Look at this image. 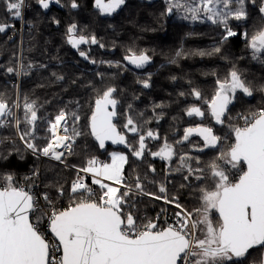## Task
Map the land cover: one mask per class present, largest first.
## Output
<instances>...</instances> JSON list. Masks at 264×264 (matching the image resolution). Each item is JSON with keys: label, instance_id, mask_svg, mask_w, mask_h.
Here are the masks:
<instances>
[{"label": "trees", "instance_id": "obj_1", "mask_svg": "<svg viewBox=\"0 0 264 264\" xmlns=\"http://www.w3.org/2000/svg\"><path fill=\"white\" fill-rule=\"evenodd\" d=\"M72 2L73 0H60L59 4L52 3L58 5V9L47 10L37 0H26L27 6L23 12L25 44L22 48L21 74L17 84L16 37L20 35L12 34L9 29L14 16L6 11L4 0H0V24L7 25L6 30L0 32V101L7 104L12 115L9 124L6 125L4 120L1 124L0 178L10 174L17 186L20 181L28 184L34 180L39 181V204L44 213L52 210L43 198L45 194L57 210L68 208L76 198L71 193V184L77 175L75 169L85 167L92 157L102 162L109 159V152L113 149L108 147L101 153L89 131V119L95 101L108 88L115 89L112 94V98L118 102L115 125L127 136V145L138 148L140 135L145 136L146 149H150V152L159 150L165 143L172 145L176 154L171 167L174 165L182 170L187 167H181V156L190 158L188 164L192 168H209L213 161L219 164L221 160L217 158L235 142L233 126L243 127V117L264 108V91L260 90L264 87V53L258 54L259 58L254 59L252 49L248 46L251 37L264 30V20L259 12L264 0H258L256 7H250L246 1L250 10L249 16L242 20L233 19L232 30L237 35L227 41H223L225 31L222 26L209 22H196L191 26L185 22L192 20L191 13L182 8H173L169 13L168 0L155 1L143 8L130 7L127 13L135 14L134 17L127 16L125 8L121 15L114 18L99 17L92 10V0H75L77 8L71 7ZM178 16L182 18L179 19ZM185 16L189 18L185 19ZM73 24L76 25L77 35L88 38V43L83 45H90L89 52L82 49L88 60L80 55L79 49L73 51L67 43L68 28ZM133 36L137 42L144 38L138 45L146 46L147 55L154 62V67H158L148 81V87L136 82L135 76L124 68L126 62L123 56L129 55V45H132V52H136L134 47L137 44L133 45ZM92 37H95L97 43H91ZM216 47L220 48V52L214 51ZM199 52L206 54L201 56ZM113 61L118 62L116 67L112 65ZM8 68L13 71L8 72ZM233 69L252 88L253 95L236 92L222 117L224 125H218L209 119L206 122L197 121L189 116L187 109L195 106L201 108L206 118L211 117L204 99H211L217 87L216 80H225ZM17 86L21 106L28 101L35 102V106L47 112L50 119L64 111L68 128L78 129L80 135L73 137L74 143L61 165L36 158L16 139L13 124L18 113L16 116L13 107L17 99ZM193 89L199 90L203 99L198 100L192 95ZM129 116L138 128V132L133 135L124 128ZM22 117V114L19 115L20 122ZM39 123L40 118L34 127L35 131L38 129L39 141L32 137L31 139L42 148L50 136L47 134L45 139L40 140V135L44 133ZM197 123L213 128L214 135L221 138L217 147L203 150L190 146L196 138L184 140L185 130ZM22 125L23 122L20 124V132L26 129H22ZM149 130L158 138L149 139ZM69 134L72 135V132ZM224 134L225 140L222 137ZM129 140H133V143ZM224 142L226 147H222ZM115 150L127 154L120 191L124 192L122 188L137 191L135 196L132 194L126 198L128 203L125 211H131L138 218V224L147 223L170 208L144 196H161L159 189L161 186L165 187L166 180L170 201L176 198V202L189 212L201 206L200 190L202 187L211 186L208 175L196 183H191L192 180L184 179L185 172L173 174L170 169H166V165L155 163L150 155L146 154L142 160H138L128 151ZM137 178L143 187V196L135 187ZM2 184L3 179H0V185ZM87 185L95 189L94 198L98 199L101 190L98 185L92 184L89 176ZM60 189H63L62 195ZM171 204L175 206V203ZM262 254L264 249L253 251L252 255L246 257L245 264H259Z\"/></svg>", "mask_w": 264, "mask_h": 264}, {"label": "snow or ice", "instance_id": "obj_2", "mask_svg": "<svg viewBox=\"0 0 264 264\" xmlns=\"http://www.w3.org/2000/svg\"><path fill=\"white\" fill-rule=\"evenodd\" d=\"M37 2L43 9H48L50 3L59 4L60 0ZM124 3L125 0H107V3L105 0H95L96 7L109 15ZM168 3L169 13L173 8H182L191 13L192 20H197L203 15L213 24L223 25V41L237 35L229 27V18H247L245 0H185L183 4L180 0H168ZM4 4L10 14L16 18L21 17L24 0H4ZM71 7H78L75 0ZM259 10L264 13V5H261ZM187 18L189 17L185 16V19ZM6 27L7 25L0 24V32H4ZM75 32L76 25L73 24L68 28L69 44L78 48L79 45L88 43V38L82 35L77 38ZM91 43H97L95 37L91 38ZM248 46L252 49L253 58L258 59V54L264 53V30L253 35ZM129 51L131 54L125 56V59L136 67H142L150 60L144 52L137 55ZM214 51L218 53L220 48L216 47ZM198 54L203 56L206 53ZM80 55L85 56V53L81 52ZM7 71L12 72L13 69L8 68ZM216 85L211 99H204V103L216 123L222 124V117L237 90L247 96H252L253 90L235 69L225 80L217 79ZM144 86H149L147 81ZM260 90L264 91V87ZM114 91V88H108L96 99L90 117L91 135L99 142L100 148L105 147V141L127 144L125 135L118 131L113 123L118 103L112 98ZM192 95L198 100L203 99L199 90L193 89ZM24 108L25 122L32 128L23 132L20 138L35 139L33 133L38 117L34 102H26ZM10 114L7 104L0 101V117ZM187 114L204 116L201 108L195 106L187 109ZM243 119V127L232 128L235 142L217 158L236 170L235 179L216 161L211 162L209 169L214 186L211 189L201 188L199 208L189 212L176 202V198L169 201L167 196L163 197L167 203H175L180 209L175 213L174 224H168L166 227H159L154 220L138 224V218L131 211H125V205L128 203L126 198L131 188L121 193L120 188L104 182L122 184L127 156L121 153H111V163H102L92 157L85 167L79 169L80 172L91 174L92 184L99 185L101 194L98 199L94 198L95 193L78 174L71 184V193L76 198L68 208L57 210L47 194L44 195V200L52 209L50 214L39 208L38 201L29 190L15 184L12 175L0 178L3 179V184L0 185V264H225V261L245 264L246 257L252 255L253 251L264 249V108ZM19 124L20 121L17 120L18 130ZM65 124L66 113L61 111L54 121L49 123L50 137L47 144L40 148L29 139L25 140L27 147L34 154L40 153L61 160L64 153L57 149L71 150V144L67 141L80 135L75 129L72 135H68ZM124 128L132 133L138 132L130 116ZM59 130L64 134L58 135ZM193 133L203 138L205 147H215L221 140L213 134L211 127L203 126L186 129L184 140H188ZM147 136L158 138L151 130ZM129 147L131 148L130 145ZM145 149V136L140 135L138 148L131 149L132 155L139 158ZM152 155L170 160L174 152L172 146L165 143ZM189 159L180 157L181 167H187L189 175L203 172V169H193L188 164ZM196 178L201 179L200 176ZM184 179L187 180L188 176ZM135 187L143 193L139 178ZM159 191L165 193L166 188L161 186ZM60 192L62 195L63 189H60ZM213 212L218 213L215 222L212 219ZM36 213L40 214L32 220L31 216ZM45 216L48 230L53 236L52 242L47 240L41 231V221ZM56 253L60 255L57 256ZM259 264H264V254Z\"/></svg>", "mask_w": 264, "mask_h": 264}, {"label": "rangeland", "instance_id": "obj_3", "mask_svg": "<svg viewBox=\"0 0 264 264\" xmlns=\"http://www.w3.org/2000/svg\"><path fill=\"white\" fill-rule=\"evenodd\" d=\"M183 0H180V2H182ZM185 1V0H184ZM246 1H247V3H249L250 4V7H256L258 4H256L257 2H258V0H256V2H253V0L252 1H250V0H245V4H244V8H245V11H246V13H247V17L249 16V12L248 11H250L249 10V6L248 5H246ZM197 2H198V0H197ZM26 4V0H24V6H23V8L21 9V13H22V11L24 12V10H25V6H27V5H25ZM6 8V7H5ZM6 11H7V9H6ZM8 12V11H7ZM16 17H13L12 18V21L15 19ZM177 18H179V16L177 17ZM182 17L180 16V18L179 19H181ZM11 21V22H12ZM187 24H190L191 26H193L194 24H196V22H199V24H201V23H203V22H209V23H212L211 21H208L205 17H203V15H201V17L199 18V19H197V20H187V21H185ZM23 25H24V28H23V32H22V34L20 35V36H17L16 37V39H17V43H18V64H17V84L19 83V76H20V74H21V56H22V48H23V45L25 44V36H24V32H25V23H23ZM217 26H222V28L224 29V27H223V25H219V24H217ZM233 18H230L229 19V27L231 28V29H233ZM111 28V27H110ZM15 39V40H16ZM85 59H87L88 60V58H87V56L85 57V56H83ZM237 91H239V90H237ZM16 97H17V99H16V101H15V104H14V107H13V109L15 110V112H16V116H17V113H18V117H16V120H15V122H14V124H13V127H14V129H15V131H16V139L18 140V142L25 148V150L26 151H28L31 155H33V156H35L36 158H41V159H44V160H47V161H49V162H51V163H53V164H56V165H61L62 164V160H63V158H64V156L68 153V152H70V150H68V149H66V151L64 152V155L61 157V160H56V159H54V158H52L51 156H44V155H42V154H40V153H36V154H34L33 153V151L31 150V149H29L28 147H27V144H26V142H25V140H29V139H31V137H26L25 138V140H21V138H20V136H21V134H23V132H25V131H28V130H31V127H30V125H29V128H28V124L25 122V108H24V105H25V103L21 106L20 104H19V95H18V86H17V95H16ZM27 103H32L31 101H28ZM36 103L34 102V105H35ZM35 110H36V112H37V114H38V118H40V123H39V125H41V128H42V131H43V135H40L41 136V139L40 140H42V139H45L46 138V136H47V134L50 136V133H49V131H48V128H49V123L50 122H52V121H54V119H55V117L60 113V112H58L57 114H55V116H54V118L53 119H50L49 118V116H48V113L47 112H45V111H43V110H41V108L40 107H36L35 106ZM23 115V117H22V122H23V125L22 126H24L22 129H25L24 131H19L18 129H17V126H16V121L17 120H19V115ZM11 114L10 115H6L5 116V118H4V122H5V124L7 125V124H9L10 123V120H11ZM22 122H20V124L22 123ZM20 124H19V128H20ZM65 126L68 128V126H67V117H66V124H65ZM73 129H75L76 131H78V129H76V128H74V127H69L68 128V135H70L69 133L70 132H72L73 133ZM21 130V129H20ZM38 130V129H37ZM37 130L35 131L34 130V137H35V139H33V140H38L39 141V135L37 134L38 132H37ZM19 133H18V132ZM79 132V131H78ZM64 133H63V131L62 130H59L58 131V135H63ZM32 140V139H31ZM67 143H69V144H71V146H72V144L74 143V141H73V139L72 140H69V141H67ZM222 147H226V143L224 142L223 143V145H222ZM113 152H117V153H121V154H124V155H126L127 156V154H126V152H123V151H120V150H115V149H113V150H111L110 152H109V155H108V157H109V159H107V160H105V162H102V161H100V162H102V163H111V153H113ZM220 165H221V167L222 168H224L225 170H228L229 171V174L232 176L235 172H236V170L235 169H231V166L230 165H228L227 163H225L223 160H221L220 161V163H219ZM172 167H174V168H176L174 165H172ZM197 168H199V169H203V172H194L192 175H189V173H188V170H187V168L186 169H184V170H182V169H178V168H176V170H174V169H170L171 171L170 172H173V174H176V173H178V172H185L186 173V176H188V180H192L191 181V183H196V182H198V181H200V180H202L203 178H206V175H208V179L211 181V186L209 187V188H206V189H211L213 186H214V181H213V179H212V176H211V172H210V169L208 168V167H194L193 169H197ZM76 170V172H77V175H76V178H75V180L77 179V176H78V174H79V176H82V177H84V176H86L83 172H80L79 171V169H75ZM89 175H91V174H89ZM172 175V174H171ZM197 176H200L201 177V179H197L196 177ZM233 178H234V176H232ZM105 183H108L110 186H113V187H117V188H120V187H122V185L121 184H115L114 182H112V181H104ZM168 181L166 180V182L164 183V185H165V188H166V192L165 193H161V196H159V197H161V199H156L155 197H150L149 195H144L147 199H149V200H156V202H160L163 206L164 205H166V204H169V205H171V206H173L171 203H167L164 199H163V197L164 196H167V199L169 200V195H168V193H167V189H168ZM99 186V185H98ZM202 188H205V187H202ZM122 190L123 191H127L128 190V188H122ZM134 195V194H137V191L136 190H132L131 189V192H130V194L129 195ZM139 194H141V193H139ZM142 196H143V194H141ZM135 196V195H134ZM170 201V200H169ZM218 218V213H215V212H213V215H212V219H213V221L215 222V220ZM228 262H230V261H225V263H228Z\"/></svg>", "mask_w": 264, "mask_h": 264}, {"label": "flooded vegetation", "instance_id": "obj_4", "mask_svg": "<svg viewBox=\"0 0 264 264\" xmlns=\"http://www.w3.org/2000/svg\"><path fill=\"white\" fill-rule=\"evenodd\" d=\"M161 2V1H164V0H125V3H124V5H122L119 9H117L114 13H112V14H106V13H103V12H101L97 7H96V4H95V0H92V5H93V9L92 10H94V11H96L97 12V14H98V16L99 17H102V18H114V17H116V15H121L122 14V12H123V10L126 8V13L128 12V10H129V8L131 7V9H134L136 6H139V7H144V6H146V5H149V4H152V3H154V2ZM105 3H107V0H105ZM53 9H58V5H53L52 4V6H51V9L50 10H53ZM131 15V17H134L135 16V14H128L127 13V16H130ZM75 36L78 38L80 35H77L76 33H75ZM142 37H144V35H142ZM67 38H68V36H67ZM143 39L144 38H142L139 42H137L136 41V37L135 36H133L132 37V42H133V45H136L137 47H134V50H136V54L137 55H139L141 52H144V53H146V46L145 47H139V45H138V43H140V42H142L143 41ZM145 40H147L146 38H145ZM135 41V42H134ZM83 44H87V43H83ZM81 45L80 47H78L77 49H79V51L80 52H84L82 49H84L85 48V52H89V50H90V45L89 46H84V45ZM142 44H140V46H141ZM70 48H72V47H70ZM73 50V49H72ZM129 50H131V52H132V45H129ZM128 53H129V55L131 54L130 53V51H128ZM147 54V53H146ZM176 57H177V55H176ZM177 58H179V57H177ZM123 59H125V56H123ZM125 62H126V64H125V66L122 64V62H121V64L124 66V68H125V70H127L129 73H131L132 75H134L135 76V81L136 82H138L139 84H142V85H144V82L145 81H147V83H148V81L154 76V74H155V69L156 68H158V67H154V62H152L151 60H149V62H147L146 64H144L142 67H136L135 65H133V64H131V63H129V61L128 60H126L125 59ZM118 65V62L117 61H113L112 62V65L114 66V67H116L117 65ZM180 67V66H179ZM195 119H197V121L198 120H204L205 122L209 119V120H212V121H214V122H216L215 121V119L211 116V114H210V116L211 117H209V118H206L205 116H203V117H200V116H196V115H192ZM195 122H196V120H195ZM218 124V123H217ZM218 125H224L223 123L222 124H218ZM200 126H203V127H211V126H209V125H204V124H200V123H197L196 125H194L193 127H191V128H196V127H200ZM212 128V127H211ZM212 130H213V128H212ZM132 135L134 134V133H132V132H130ZM227 133V132H226ZM214 134V133H213ZM223 137V139L225 140L226 139V137H225V134L222 136ZM225 137V138H224ZM149 139H153V140H155L156 138H151V137H148ZM191 138H196V139H194L193 140V145H190L191 147H194V148H201V149H203V150H208V149H212V148H214V147H205V145H204V140H203V138L200 136V135H198L197 133H193L192 135H190L189 136V138L188 139H191ZM197 138L199 139V140H197ZM129 142H131V143H133V140H129ZM147 142H145V144H146ZM219 143H220V141L218 142V144L215 146V147H217L218 145H219ZM149 144V143H148ZM131 146V145H130ZM172 146V145H171ZM163 147V146H162ZM128 148H129V150H128V152L130 153V155L133 157V158H135V159H138V160H142L143 159V157L147 154L148 156L150 155V157H151V159L153 160V161H155V163H158V164H160V165H166V169H174V170H176V168H172L171 167V164H172V162H173V159L175 158V148L172 146V149H173V152H174V155L172 156V158L169 160V159H161L159 156H153L152 155V153H154V152H158L159 150H157V151H153V152H150V149H145V151H144V153H143V155L141 156V157H139V158H137V157H135L134 155H132V150H131V148H132V146H131V148L128 146Z\"/></svg>", "mask_w": 264, "mask_h": 264}, {"label": "built area", "instance_id": "obj_5", "mask_svg": "<svg viewBox=\"0 0 264 264\" xmlns=\"http://www.w3.org/2000/svg\"><path fill=\"white\" fill-rule=\"evenodd\" d=\"M16 22H18V25L16 24ZM23 11H22V15L19 19L15 18L13 20V23H11L9 25V29L11 30L12 34L16 35L19 34L21 35L23 32ZM57 151L60 152H65L66 149L65 148H59L57 149ZM85 174V173H84ZM86 175V174H85ZM84 178V182L87 184V175L83 177ZM18 186L24 187L26 190H29L36 198V200L38 201V205L39 208L40 206V200H41V194L38 193L37 188L39 186V181L34 180L33 182H31L30 184L25 183L23 181H20ZM93 192L95 193V189L92 188ZM166 208H168L167 210L164 211V214L162 215H157L153 220L156 221V223L159 225V227H166L168 224H174L176 217H175V213L180 211V209H178L176 206H171L169 204L164 205ZM40 213H36L33 214L31 216L32 220H35L36 215H39ZM50 214V213H47ZM41 231L44 232L45 234V238L47 240H49L50 242L53 241V237L50 233V231L48 230V221H47V217L45 216L44 219H42L41 221ZM57 256L60 255V253H56Z\"/></svg>", "mask_w": 264, "mask_h": 264}, {"label": "water", "instance_id": "obj_6", "mask_svg": "<svg viewBox=\"0 0 264 264\" xmlns=\"http://www.w3.org/2000/svg\"><path fill=\"white\" fill-rule=\"evenodd\" d=\"M51 6H52V3H50V7H49L47 10H49V9L51 8ZM259 12H260V10H259ZM260 15H261V17H262L263 20H264V13H261V12H260ZM67 43H68V38H67ZM68 45H69L70 47H72L73 51H76V50H77V48H74L71 44L68 43ZM79 46H80V45H79ZM228 107H229V105H228ZM94 108H95V106H94ZM227 109H228V108H227ZM93 110H94V109H93ZM111 110H112V108H111V106H109V111H111ZM115 111H117L116 108H115ZM226 111H227V110H226ZM4 117H5V116L0 117V122H2V121L4 120ZM90 117H91V116H90ZM116 120H117V115L113 118V123H114V124H115V121H116ZM0 130H1V124H0ZM117 130H118V128H117ZM89 131H90V135H91L90 119H89ZM118 131H119V130H118ZM125 137H126V141H127V136L125 135ZM91 138H92L93 142L98 146V148H99V150H100L101 153H104L108 147H110V148H112V149H123V150H125V151H128V150H129L127 144H113L111 141H105V147H104V148H100V146H99V142L96 141L95 137H93V136L91 135ZM234 138H235V137H234ZM51 235H52V234H51ZM52 237H53V236H52Z\"/></svg>", "mask_w": 264, "mask_h": 264}, {"label": "crops", "instance_id": "obj_7", "mask_svg": "<svg viewBox=\"0 0 264 264\" xmlns=\"http://www.w3.org/2000/svg\"><path fill=\"white\" fill-rule=\"evenodd\" d=\"M87 174V173H86ZM91 179H92V176L91 175H89V174H87Z\"/></svg>", "mask_w": 264, "mask_h": 264}]
</instances>
